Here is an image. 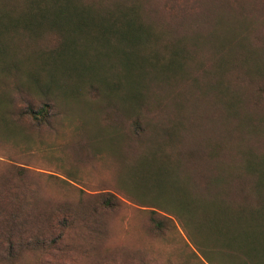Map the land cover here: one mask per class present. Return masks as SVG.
I'll return each instance as SVG.
<instances>
[{
	"label": "trees",
	"instance_id": "1",
	"mask_svg": "<svg viewBox=\"0 0 264 264\" xmlns=\"http://www.w3.org/2000/svg\"><path fill=\"white\" fill-rule=\"evenodd\" d=\"M190 3L0 0V108L49 126L50 87L65 92L70 78L106 100L99 119L123 126L118 187L150 209L152 232L178 226L204 264H264V14L250 16L243 0ZM23 79L43 88L39 101ZM21 179L0 183L2 261L91 233L119 202L105 191L39 213Z\"/></svg>",
	"mask_w": 264,
	"mask_h": 264
},
{
	"label": "rangeland",
	"instance_id": "2",
	"mask_svg": "<svg viewBox=\"0 0 264 264\" xmlns=\"http://www.w3.org/2000/svg\"><path fill=\"white\" fill-rule=\"evenodd\" d=\"M200 1L191 0V7ZM243 1L250 6V16L263 17L264 1ZM88 66L91 73L104 71L99 64ZM105 76L102 73L101 80L109 81ZM39 81L42 87L47 79L40 74ZM75 84L65 78V92L50 84L54 109L49 126H35L13 107L0 108V183L22 178L32 192L34 211L39 213L58 206L91 204L105 191L119 194V202L101 215L91 233L78 229L65 237L60 248L40 257L39 252L24 251L10 262L2 261L0 253V264H204L178 226L163 234L152 232L150 209L122 196L118 181L128 164L121 137L124 128H110L99 119L97 109L106 100L78 93ZM28 85L23 79V87L34 91L30 96L39 101L45 87L41 91L31 86L30 90Z\"/></svg>",
	"mask_w": 264,
	"mask_h": 264
}]
</instances>
